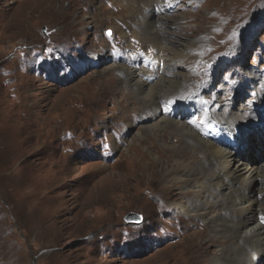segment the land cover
Wrapping results in <instances>:
<instances>
[{"label": "rangeland", "instance_id": "374dc122", "mask_svg": "<svg viewBox=\"0 0 264 264\" xmlns=\"http://www.w3.org/2000/svg\"><path fill=\"white\" fill-rule=\"evenodd\" d=\"M156 2L0 0V264H193V246L208 258L220 252L202 221L167 203L164 212L162 166L140 163L146 149L136 139L153 109L196 127L213 121L215 100L230 112L258 110L264 0ZM147 15L198 46L176 58L184 93L153 111L118 95L121 75L112 69L135 68L151 83L172 75L158 71L172 58L146 44ZM149 58L154 66L144 64ZM174 97L189 110L171 106ZM130 213L142 221L128 222Z\"/></svg>", "mask_w": 264, "mask_h": 264}, {"label": "bare ground", "instance_id": "6f19581e", "mask_svg": "<svg viewBox=\"0 0 264 264\" xmlns=\"http://www.w3.org/2000/svg\"><path fill=\"white\" fill-rule=\"evenodd\" d=\"M167 1L156 3L162 6ZM159 23L161 20L146 17L142 25L149 40L146 44L156 45L165 58H172V62L168 59L165 64L161 62L165 68H160L159 64L158 70L160 73L171 72V76L164 73L156 75L157 80L151 83L135 68L129 70L120 64L112 68L113 71H120L121 75V79L118 78L121 86L118 95L137 101L141 111L152 110L162 98L177 91L184 93L188 84L183 88L180 86L185 82L187 73L175 66L176 58L198 47L197 44L189 45L181 39H174L167 31L157 27ZM154 58L163 60L161 57ZM107 91L113 92L111 88ZM179 98L169 100L176 103L177 109L190 108L185 102L191 96L185 102ZM219 102L214 101L210 117L213 121L209 122L215 124L214 130L205 133L189 122L165 115L162 112L164 109H153L155 112L149 118L154 122L145 134L138 135L136 139L139 144L144 143L146 149L142 150L145 155L140 156L139 161L141 163L144 161L142 158L149 157L150 163L158 162L162 166L161 177L166 183L161 194L164 212L169 210L167 203L175 214L188 217L186 221L192 224L195 220L202 221V225L209 229L208 242H220V252L210 258L193 246L188 253L196 258L193 264H264V110L257 113L251 108L248 114L239 108L230 112L223 109ZM249 130L255 134L252 135ZM168 136L177 138V145L169 144ZM239 142L244 145V151L237 148ZM256 153L261 156L257 157ZM173 188H177L178 192H172ZM216 191H219L218 195ZM199 233L204 235V232ZM188 254L182 255L183 261L189 259Z\"/></svg>", "mask_w": 264, "mask_h": 264}, {"label": "water", "instance_id": "95a60500", "mask_svg": "<svg viewBox=\"0 0 264 264\" xmlns=\"http://www.w3.org/2000/svg\"><path fill=\"white\" fill-rule=\"evenodd\" d=\"M126 220L128 222H131V223H140L142 221L141 217L134 214V213H130L127 217H126Z\"/></svg>", "mask_w": 264, "mask_h": 264}, {"label": "snow or ice", "instance_id": "6c2138e0", "mask_svg": "<svg viewBox=\"0 0 264 264\" xmlns=\"http://www.w3.org/2000/svg\"><path fill=\"white\" fill-rule=\"evenodd\" d=\"M109 35H111V32L109 31V33H108Z\"/></svg>", "mask_w": 264, "mask_h": 264}]
</instances>
